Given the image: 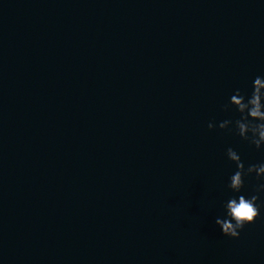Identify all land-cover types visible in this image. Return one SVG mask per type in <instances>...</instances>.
Wrapping results in <instances>:
<instances>
[{
	"label": "water",
	"instance_id": "obj_1",
	"mask_svg": "<svg viewBox=\"0 0 264 264\" xmlns=\"http://www.w3.org/2000/svg\"><path fill=\"white\" fill-rule=\"evenodd\" d=\"M256 76L264 0H0V264H264L215 224L264 148L207 127Z\"/></svg>",
	"mask_w": 264,
	"mask_h": 264
},
{
	"label": "clouds",
	"instance_id": "obj_2",
	"mask_svg": "<svg viewBox=\"0 0 264 264\" xmlns=\"http://www.w3.org/2000/svg\"><path fill=\"white\" fill-rule=\"evenodd\" d=\"M226 113L236 112L239 118L224 119L218 123L209 122L207 127L213 130L234 132L242 140L256 149L264 148V77L256 76L253 80L251 94L242 93L239 89L222 106ZM227 159L235 165V172L229 177L227 188L232 193L223 205L224 218L217 217L215 224L221 229L222 235L238 239L247 225L254 224L264 208V162L245 166L241 156L232 147L226 150ZM255 175L257 183L253 194H242L245 189V179Z\"/></svg>",
	"mask_w": 264,
	"mask_h": 264
}]
</instances>
